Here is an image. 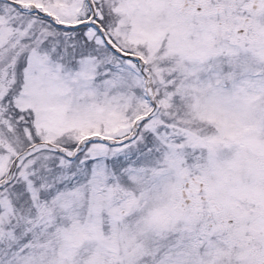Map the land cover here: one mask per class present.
<instances>
[{"label": "snow or ice", "instance_id": "obj_1", "mask_svg": "<svg viewBox=\"0 0 264 264\" xmlns=\"http://www.w3.org/2000/svg\"><path fill=\"white\" fill-rule=\"evenodd\" d=\"M0 264H264V0H0Z\"/></svg>", "mask_w": 264, "mask_h": 264}]
</instances>
